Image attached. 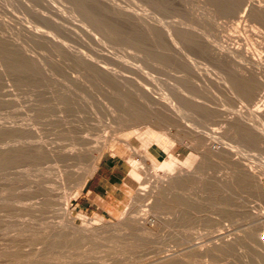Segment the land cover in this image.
Listing matches in <instances>:
<instances>
[{"label": "rangeland", "instance_id": "1", "mask_svg": "<svg viewBox=\"0 0 264 264\" xmlns=\"http://www.w3.org/2000/svg\"><path fill=\"white\" fill-rule=\"evenodd\" d=\"M107 1L140 14V20L122 24L101 13L86 14L77 0H0V150H16L9 156L0 155V264H148L159 255L177 251L191 258L176 264H264V232L256 222L264 217L263 132L246 136L226 131L222 138L225 141L226 137L232 159L240 156L242 165L228 156L215 157L206 165L207 174L212 181L225 176L226 181L208 185L211 190L204 199L200 186L194 181L189 183L183 196L160 207L158 219L152 212L156 198L139 193L141 187L150 186L155 172L163 173L161 168L154 169L149 159L140 184L125 181L127 195L119 215L82 212L76 208V198L70 200L77 225L83 223L82 214L116 223L124 212L127 218L141 221L144 213L149 220L156 219L155 225L149 222V227L143 229L140 223H129L93 239L78 228L63 226L61 201L71 195L76 181L65 171L82 172L96 156L97 167L105 155L113 153L129 162L131 156L142 161V140L134 141L136 134L130 133L132 129L126 128L129 122L124 120L130 109L127 98L145 115L150 113L133 91L85 66L79 54L83 52L96 62L106 61L108 67L128 78L131 88H146L150 96L158 97L163 92L176 95L177 86H181L192 110L196 109L195 99L204 100L215 110V116L209 115V124L196 118L195 113L185 121L199 129L218 127L219 114L227 117L240 107L247 111L252 105L238 88L237 93H230V84L225 85L223 79L232 81L240 75L239 61L227 56V61L221 59L209 46L198 47L193 38L196 34L203 35L214 48L226 41V45H242L259 53L263 57L260 77L264 78V21L248 13L242 17L247 4H264V0H226V5L219 4V0ZM149 23L178 27L189 34L191 38L180 46L185 54L180 58L172 55L161 33L157 37L149 34ZM35 28L45 30L58 43L38 40L32 35ZM160 46L170 54H164ZM261 94L258 103L264 101V90ZM142 126L140 131L145 130ZM179 128L182 130L180 126L171 129L175 143L183 139L190 146L189 134ZM82 135H88L92 145H100L94 156L35 158L20 156L18 150L29 142L48 144L59 152L82 147L75 142ZM146 150L148 154L157 153L158 164L173 153V149L165 150L156 142ZM245 169L255 171L259 182L245 181ZM49 204L54 208L49 210ZM250 224L256 229L248 231ZM218 234L231 244L202 254L189 248L197 242H219Z\"/></svg>", "mask_w": 264, "mask_h": 264}, {"label": "bare ground", "instance_id": "2", "mask_svg": "<svg viewBox=\"0 0 264 264\" xmlns=\"http://www.w3.org/2000/svg\"><path fill=\"white\" fill-rule=\"evenodd\" d=\"M77 2L79 5H81L82 9L86 12V14H88L90 12L101 13L107 17H111V18L117 20L119 23H122V24L126 23V22L132 24V22L136 23V21L140 20V18L138 16L140 14L130 13V12L126 11L124 9V7L122 8L120 6H116L107 0H77ZM219 2H220L219 4H221V5H226V0H219ZM228 2H230V1L228 0ZM132 11H134V10H132ZM198 11H199V9H198ZM243 11H244V13H243L242 17H244L248 13V14H251L255 17H258L259 19L264 21V4H262L261 2H258V3L257 2L256 3L250 2V4H247V6L244 7ZM149 15H151V14H149ZM157 21H159V20L157 19ZM159 23H160V21H159ZM143 26H144V24H143ZM139 28H142V27H139ZM177 28L165 27V26H161L160 24H157V23H151V24L149 23L148 24L149 34L153 37H157L158 33H161L162 37H164L168 40L169 45H170V49L173 51L172 55H174L176 58H180L185 54L181 49L182 44L184 46V43H186V41H188L191 38V36L189 34H186L182 31L178 30ZM31 31H32V35L35 38H37L38 40L39 39L40 40H47V41L51 42L52 44L58 43L54 36L49 35L48 32H46L45 30H43L41 28H35V30H31ZM139 32H140V29H139ZM138 35H140V34H138ZM203 37L204 36L200 35V34H196L193 37L194 43L198 47L206 48L209 46L211 49H213L216 52V55L218 54V56L221 59L225 58V60H226V56H227L228 58H232V59L239 61V66L241 67L240 75L237 78L232 79V81H228V80L226 81V78H224V77H223V79H224L225 85H226V83L230 84L229 85L230 86L229 87L230 93H233V94L237 93L238 90H236V89L238 88L249 98L250 102L249 101L248 102L251 103V105H252V107L249 108L247 111H245L244 109H242L239 106L240 109L233 111L227 117L222 116V114H219V116L221 118L219 119L220 124L218 127H213V126L211 127L210 125L212 123H210V125H208L210 127H205L203 129H199V127H197V126L194 127L192 124H188L187 122H185L188 120V116L193 115V113H195L196 118L197 117L201 118L202 121H204V122L208 121V124H209V120H208L209 115L213 114L215 116V110L213 108H211L210 106H208L206 104L207 102L205 103L204 100L201 101V100L195 99V98H193V99H195L194 104L196 106V109L192 110L188 106V102L190 101V99L188 96H185L182 93L183 92L182 90L184 88L181 90L180 89L181 86L180 87L177 86V89L179 92L176 95L163 92L158 97L152 96V94H151V96L153 97L152 98L150 96V93H148V90L146 88H143L141 90L136 89L134 87L131 88V86H133V85L128 80V78H126L121 72H118L116 69L108 67L106 65V61L102 60L101 62H98V61L96 62V60H94L93 58L88 59V58H86L85 54L82 51H81L82 53L80 52L81 54H79L80 55L79 57L81 58V61L83 62V64L85 63L84 64L85 66L93 69L94 71L96 70L100 75H103L105 77H108L109 79H112V80H115V81L121 83V85H123L125 88H128V90L133 91L136 94L139 101H141L143 104H145L146 106H148L150 108V113L145 115L142 112V110H140L137 107L136 103L131 102L130 99L128 100V98H127V101L130 103L129 104L130 109H129V113H127V116H124V118H125L124 120L127 121V123L129 122L126 125L127 126L126 128L132 129V131L130 133L136 134L134 137V141H135V139H138V138L142 140V145H143L142 147H144L145 152L140 157V159L142 161L138 162L137 159H135V156L130 157V163L132 164V169L130 171V174H129L126 182H128L132 185L140 184L141 174H142V171L145 167L144 166L145 164L147 167L146 160H148V159L152 162V164L151 163L150 164L154 169L158 170V168H161L163 170V173H161V174H158L155 172L154 179H153L152 183L150 184V186L141 187V185H140V187H141L140 191H139L140 195L141 194L143 196L151 195V196L156 198L155 205L153 206V209H152L153 215L155 214L154 215L155 217L157 216L158 213H160L159 209L163 204H166L169 200H172L175 198H176L175 200H177L178 197L183 196V193H184L183 189H185L184 187L186 185H188L189 183L194 181L195 183H197L200 186V188H201L200 189V192H201L200 196L203 197V199H204V197H208L207 193H209L208 191L210 189L208 187V185H212L214 182L219 185L220 183H218V182L226 181V176H225V178H220L219 180L217 179L216 181H212L213 178H210V176L207 174V171L205 169L206 165L209 161L214 160L215 157L226 158V156H228L236 164H238L240 166L242 165L240 156L236 155L232 159V150L227 146L226 137H225V141L222 138V137H224V133L226 135V131L240 133V134L246 135V136H254V135L260 134L262 132L264 133V129L259 128L260 126H264L263 125V122H264V101L261 100L260 103H258L259 98H261L263 96L261 94V92H262V90H264V81H263L264 78L262 79L260 77V71H261V68L263 67L262 55H260L259 53H256V52L253 53L252 51L249 50V48H245L242 45H228V44L226 45V41L224 43H222L220 45V47L214 48L212 45L208 44V42ZM140 38H142V37H140ZM59 44H60V42H59ZM63 49H65V48H63ZM161 49L164 51L163 52L164 54H166V55L170 54L168 52H165V49H167L165 46L161 47ZM209 51H210V49H209ZM75 52L77 53V51H75ZM22 56L24 57V55H22ZM106 57L111 58L110 55L109 56L107 55ZM34 59L37 60L36 58H34ZM229 61H231V60H229ZM191 64H194V63L191 62ZM1 66H2V64L0 63V67ZM194 67H196V66H194ZM223 79H222V81H223ZM205 90H206V88H205ZM197 98H201V97L198 95ZM237 99L235 98V100H237ZM200 121L201 120L199 119V122ZM140 124H144V126H142L145 129L144 131H140L141 130L140 129L141 126L139 127ZM193 124H195V123H193ZM204 124H207V123H204ZM196 125L199 126V124H196ZM174 126H180L182 128V130L179 128L180 131H185L189 134V138L192 142V143H189L190 146L188 144L186 145L184 142H182L183 139L181 141H178V143H181L182 146L179 147L177 145L178 143H175V141H174L175 138L173 136L174 132L173 133L171 132V129ZM200 127H201V125H200ZM155 128H157V129H155ZM187 128H188V130H187ZM176 129H178V128H176ZM75 142H76V144H79L82 147H74V148L59 152V151L55 150L54 148H52V146H50L48 144L38 143V142H29L28 144L25 143L26 144L25 146L20 145V146H22V147H20L21 150L20 149H18V150H19V152L22 153V155H20V156H23V154H25L27 156L35 157V158H38V157L39 158L40 157L54 158L55 156H63L64 158H67V159H81L84 155H89V156L93 155L94 151H97V149L100 147V145H96V144L92 145L91 139L88 135L79 136ZM154 142L161 144L165 150H168L169 148L173 149V153L166 160L160 161V164L156 163L155 158L151 154H148L147 150H146L147 147ZM186 142H188V141H186ZM22 144H24V143H22ZM104 144L105 143L103 142V145ZM130 144H132V143H130ZM5 148H7V147H4V149ZM10 149L11 150H9V149L3 150V148H1L0 155L5 154V155L9 156L10 152H12L13 154L16 153L15 149L13 150L12 147H10ZM134 149H135V147H134ZM134 151H135V153H137L136 149ZM1 153H3V154H1ZM175 154L176 155L178 154V155L175 157ZM95 158L96 159H92V162L88 168L81 170L82 172H76L74 170H66L65 171L66 176L74 177L76 181H75L74 191L71 193V195L69 197H67L66 199L61 201L62 216H64V220H65V222L63 223V226L67 225L68 227L73 228V229L78 228L79 230H81L80 233L83 232L87 237L93 239V237L101 238V236H100L101 232L113 231V230L115 231V229L123 228V225L129 226V223H134V224L140 223L141 224L140 226L143 229H146L149 227V225H148L149 222H151V223H153V225H155L154 223H155L156 219L151 218L149 220V218H147L146 215H143L144 214L143 212H142L143 214L141 216V219H143V221H141L139 218L140 214L138 217L140 220L139 221L137 218H129V217L127 218V215L125 212L124 213L122 212L123 214H122V217H120V221L116 222V223H106L101 218L100 219H94V218H90L84 214H82L83 223L77 225L73 221V217L71 215V211L69 208L70 200L72 198H77L79 196L87 178L93 172V169H94L96 161H97V156ZM246 173L243 176L245 181L253 182V183L259 182V176L255 171H252V170L247 171L246 170ZM151 178H152V176H151ZM147 185H149V184H147ZM137 193H138V191H137ZM48 206H49V210L54 208L51 204H49ZM48 206H46V207H48ZM34 207L35 206H33V208ZM45 210H46V208H45ZM147 210H148V208H147ZM139 213H141V212H139ZM174 214H175V212H174ZM258 216H260V215H258ZM177 217L181 218L182 216L177 213ZM261 217H263V216H261ZM261 217H260V219H256V222L259 224V227H261L260 229H262L264 232V217L263 218H261ZM256 222L252 221V223H255V225L257 224ZM168 224H170V223H168ZM137 226H139V225H137ZM253 229H256V226L250 224V226L248 227L247 230L252 231ZM216 237H218V239H220L219 242H214L211 244L208 243L207 245L204 243H198L197 242V243H193V245H191L192 247L190 246L189 248L190 249L192 248L193 250L202 254V253H205L208 251L219 250L222 247H228L231 244V241L229 239H226L221 234H218ZM89 238L86 240H90ZM180 251H182V250H180ZM177 252H179V251H177ZM177 252H175V254L174 253L173 254L168 253L170 255H168V254L167 255L165 254L163 256L159 255L156 258L152 259V261L148 264H176L177 262L181 263V261H186L187 259L190 260L191 257L187 253H184V252L177 253Z\"/></svg>", "mask_w": 264, "mask_h": 264}, {"label": "crops", "instance_id": "3", "mask_svg": "<svg viewBox=\"0 0 264 264\" xmlns=\"http://www.w3.org/2000/svg\"><path fill=\"white\" fill-rule=\"evenodd\" d=\"M151 155L157 158L156 152ZM95 168L76 198V208L109 217L119 215L124 208L125 181L132 165L122 155L113 153L105 155Z\"/></svg>", "mask_w": 264, "mask_h": 264}]
</instances>
